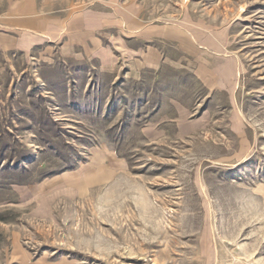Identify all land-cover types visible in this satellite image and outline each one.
<instances>
[{"label":"rangeland","instance_id":"1","mask_svg":"<svg viewBox=\"0 0 264 264\" xmlns=\"http://www.w3.org/2000/svg\"><path fill=\"white\" fill-rule=\"evenodd\" d=\"M0 264H264V0H0Z\"/></svg>","mask_w":264,"mask_h":264},{"label":"crops","instance_id":"2","mask_svg":"<svg viewBox=\"0 0 264 264\" xmlns=\"http://www.w3.org/2000/svg\"><path fill=\"white\" fill-rule=\"evenodd\" d=\"M231 76L227 75V77L224 76H214V79H216L215 81H219L221 86H225L226 88L230 86V81H231Z\"/></svg>","mask_w":264,"mask_h":264}]
</instances>
